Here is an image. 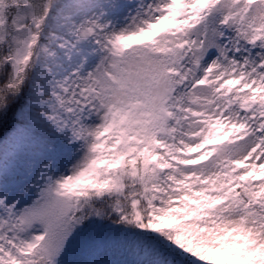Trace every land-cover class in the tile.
Segmentation results:
<instances>
[{"label": "snow or ice", "instance_id": "obj_1", "mask_svg": "<svg viewBox=\"0 0 264 264\" xmlns=\"http://www.w3.org/2000/svg\"><path fill=\"white\" fill-rule=\"evenodd\" d=\"M0 264H264V0H0Z\"/></svg>", "mask_w": 264, "mask_h": 264}]
</instances>
